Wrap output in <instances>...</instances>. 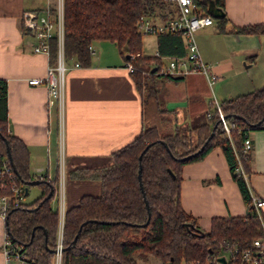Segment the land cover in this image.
<instances>
[{
	"label": "trees",
	"instance_id": "obj_1",
	"mask_svg": "<svg viewBox=\"0 0 264 264\" xmlns=\"http://www.w3.org/2000/svg\"><path fill=\"white\" fill-rule=\"evenodd\" d=\"M194 1L200 12L209 14L206 0ZM209 1L224 12V0ZM49 7L55 12V5ZM175 10V4L165 0H62L65 63L88 65L91 42L109 40L116 43L125 62L131 64L130 74L140 91L146 86V79L152 76L179 81L182 76L151 71L160 60L141 53L142 34L136 25L140 16L165 20L173 16ZM215 19L222 30L225 13ZM235 29L242 33L264 34V23L245 24ZM22 30L30 33L23 27ZM157 39L160 55H183L185 48L180 33H158ZM57 50L54 33L48 40L49 64L55 63ZM148 92V97L156 98V88ZM143 102L148 112L146 103L149 101L143 98ZM219 105L230 126V137L223 130L216 108L211 105L208 109L211 115L203 123L161 133L152 119L151 124L142 127L131 141L113 151L110 164L69 172L72 178L98 179L100 193L84 194L77 204L64 210L61 264H149L137 261L135 254L152 255L160 264H210L211 255L225 246L246 247L262 233L246 178L248 151L242 150V142L249 130L264 129V85L222 100ZM191 140L195 143L191 144ZM7 146L18 182L25 187L26 181L38 179L36 185L40 194L33 201L25 202L24 199L20 206L8 210L5 232L11 244L21 247L33 264H52L58 221V211L51 206L56 193L55 180L32 176L26 144L8 131L7 82L0 78V163L8 158ZM215 146L223 151L232 178L247 205V213L244 216H213L209 229L203 230L181 205L180 170L184 163L201 159ZM239 165L243 172L237 170ZM51 187L52 193L44 199ZM261 217L264 222L263 213Z\"/></svg>",
	"mask_w": 264,
	"mask_h": 264
},
{
	"label": "crops",
	"instance_id": "obj_2",
	"mask_svg": "<svg viewBox=\"0 0 264 264\" xmlns=\"http://www.w3.org/2000/svg\"><path fill=\"white\" fill-rule=\"evenodd\" d=\"M50 4L52 0H0V78L7 82L8 131L26 144L32 176L55 180L56 193L51 203L55 209L59 188L64 210L77 204L84 194L98 195V179L72 178L69 172L110 164L113 151L131 141L152 121L154 113L159 114L157 107L163 110L158 120L161 122L162 115L165 119L160 128L167 132L162 133L203 123L213 98L218 102L231 99L229 95L224 97L231 89L223 81L229 71L236 69L237 61L243 60V68H249L264 59V34L235 29L264 23V0H224L223 29L213 18L211 24L195 32L201 57L219 75L211 87L199 73L179 75V81L156 77V98L149 102L153 108L145 112L142 91L116 43L94 40L90 44V63L71 64L65 71L59 113L56 104H47L46 86L28 82L45 75L49 60L48 54L32 51L35 38L24 32L21 25L25 13L41 12ZM157 40V34L141 36V53L160 54ZM247 136L248 186L252 194L264 199V129L249 130ZM180 173L181 205L195 217L201 229H209L213 216L247 213L220 146L213 147L199 160L184 163ZM261 213L264 220V206ZM4 231V221L0 219V246ZM0 264H11L5 261L1 248Z\"/></svg>",
	"mask_w": 264,
	"mask_h": 264
},
{
	"label": "built area",
	"instance_id": "obj_3",
	"mask_svg": "<svg viewBox=\"0 0 264 264\" xmlns=\"http://www.w3.org/2000/svg\"><path fill=\"white\" fill-rule=\"evenodd\" d=\"M172 2L176 6L175 14L163 21H154L148 16H140L137 21V29L141 34H158L163 32L180 33L184 41V54L181 56H167L162 57L156 54L160 60L155 65V73L162 75L179 76L187 73L202 74L207 84L211 87L212 84L219 78L212 65L205 62L201 57L198 45L195 38V32L206 25L213 22L210 14L199 11V6L194 0H165ZM55 12L50 11L47 6L41 12L29 11L23 15L22 27L35 38V43L32 47L33 52H42L48 54V40L52 34L57 36V56L54 64H48L46 73L43 77L30 78V84H44L48 91L47 104H56L61 113L62 98L64 90V74L69 67L65 63L62 52V35H63V12L62 0H56ZM162 59H166L167 63L163 64ZM77 62L72 66H78ZM129 70L132 66L126 62ZM211 105L216 108L220 120L222 122L223 130L226 135L230 137V126L226 122L224 115L220 109L219 102L213 98ZM211 114L208 113L209 117ZM250 147V138L245 135L242 142V150L247 152ZM238 171H242L239 165ZM24 186L18 182L16 173L14 172L10 161L7 157L3 158L0 163V219L5 222L8 210L18 207L22 204L25 198ZM252 204L261 222L262 233L253 238L250 244L246 247L239 248L237 245H226L218 253L212 254L208 259L210 264H264V222L261 217V208L264 206V199L251 194ZM58 221L56 231V242L54 247V257L52 264H61L62 257V230H63V199L62 191L59 188L58 193ZM1 252L4 255L5 261H14L15 264H33L25 252L19 246H13L6 232L1 242ZM219 256H223L225 261L218 260Z\"/></svg>",
	"mask_w": 264,
	"mask_h": 264
},
{
	"label": "rangeland",
	"instance_id": "obj_4",
	"mask_svg": "<svg viewBox=\"0 0 264 264\" xmlns=\"http://www.w3.org/2000/svg\"><path fill=\"white\" fill-rule=\"evenodd\" d=\"M52 3L53 5H55V0H52ZM148 34H151V33H148ZM146 34H142V37L145 36ZM153 35V34H151ZM243 61V60H242ZM242 61L238 62L237 61V64H236V69H232L231 71H229L226 76L224 77V81L223 83H225L230 89H231V92L227 95H225L224 97H226V99L228 98V95L233 98V97H236L237 95H241V94H245V93H248L249 91H253L255 90L256 88H260L261 86H263L264 84V59L262 60H257V62L252 65L251 67L249 68H243V64H242ZM162 62L163 64L167 63V60L166 59H162ZM143 74H146V73H143ZM156 77L155 76H152V77H149L147 78V83H146V86L150 87L151 89L150 90H153L156 85H155V79ZM219 85L221 86V83H220V80H219ZM223 84V85H225ZM225 85V86H226ZM146 86H142L143 89L141 90L142 91V94H143V98L147 99L149 102H151L153 99L148 97V90ZM152 104H149V103H146V109L150 108ZM153 108V107H151ZM157 110H160L162 111L161 109H159L157 107ZM163 113V112H162ZM165 115V113H164ZM154 116L156 117H153V122L154 124H157L158 127H159V132H167V130L165 129H161L160 128V123H163L162 119H164V116L162 115V119H161V122L158 120V117L161 115H159L158 113H154ZM166 116V115H165ZM167 118V117H165ZM165 120V119H164ZM148 124H151V122L145 124V126H147ZM181 130V128L179 129ZM191 144H194L195 141L194 140H191ZM39 194V187L34 185V186H31L29 185L28 186V189H27V194L25 195V202H31L33 201ZM135 258L137 259V261L143 263V261L146 263H149V264H160V261L153 257L152 255H139V254H135ZM11 264H15V262L12 260L11 261Z\"/></svg>",
	"mask_w": 264,
	"mask_h": 264
},
{
	"label": "water",
	"instance_id": "obj_5",
	"mask_svg": "<svg viewBox=\"0 0 264 264\" xmlns=\"http://www.w3.org/2000/svg\"><path fill=\"white\" fill-rule=\"evenodd\" d=\"M206 2L209 3V5L207 6V10H208L209 14H210L214 19L223 16L224 12H223L219 7L212 6V5L210 4L211 1H209V0H206ZM154 70H155V67H153L151 71H154ZM224 118H225V115H224ZM258 123H259V122H258ZM211 135H212V133H210V136H211ZM162 141H163V140H162ZM163 142H164V141H163ZM164 143H165V142H164ZM165 145H166V144H165ZM201 147H202V146H201ZM201 147H200V148H201ZM166 148H168L167 145H166ZM6 151H7V156H8V159H9V161H10V164H11V166H12L14 172L17 173V171H16V169H15V167H14V164H13V161H12L11 154H10V151H9V147H8V146L6 147ZM141 153H142V152H141ZM141 153H140L139 156H138L139 159L141 158ZM185 157H188V156H185ZM138 177H140V174H139V173H138ZM38 182H39L38 179H32V180H30V181H26V182H25V187H24V192H25V194L27 193L28 185H36ZM140 185H141V183H140ZM52 191H53V188L51 187L50 190H49V192L45 195L44 199L47 198V197H49L50 194L52 193ZM145 204H146V207L148 208V205H147V201H146V200H145ZM32 232H33V231H32ZM75 238H76V236L74 237L73 242L75 241ZM62 250H63V249H62ZM52 251L54 252L55 250L53 249ZM218 260L221 261V262H224V261H225V259H224L223 256H219V257H218Z\"/></svg>",
	"mask_w": 264,
	"mask_h": 264
}]
</instances>
